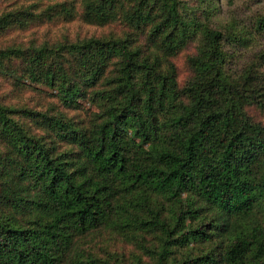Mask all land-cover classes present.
I'll use <instances>...</instances> for the list:
<instances>
[{
    "label": "trees",
    "instance_id": "trees-1",
    "mask_svg": "<svg viewBox=\"0 0 264 264\" xmlns=\"http://www.w3.org/2000/svg\"><path fill=\"white\" fill-rule=\"evenodd\" d=\"M28 1L0 0V41L55 20L124 32L0 45V79L36 95L0 103V264H121L118 245L124 264H264V10L238 37L185 16L193 0Z\"/></svg>",
    "mask_w": 264,
    "mask_h": 264
},
{
    "label": "rangeland",
    "instance_id": "rangeland-1",
    "mask_svg": "<svg viewBox=\"0 0 264 264\" xmlns=\"http://www.w3.org/2000/svg\"><path fill=\"white\" fill-rule=\"evenodd\" d=\"M181 1L185 3L190 0ZM51 2H53V0H47V4H52ZM28 3H32L31 0L27 2V5ZM213 4L215 9H207V15L197 10L203 7L202 0H193L190 3H186V7L183 8H186L187 11L185 12L182 9V12L185 16L195 13V20L199 23L204 22L205 16H207L211 20L212 26L216 29L228 31L238 37H242L246 33L244 25H247L250 19L264 10V0H214ZM197 19H199V21ZM235 21L237 23L233 25ZM123 32L124 30L121 27L119 28L117 25L102 28L95 25H88L78 20L73 22H64L61 20H55L50 23L34 22L24 29L15 28L14 31H11L7 36L3 37V40L0 41V45L5 43L7 46L22 48L33 44H37V46L44 44L55 45L57 43H64L65 41H79L88 36L100 37L111 33L121 35ZM197 45L198 38L190 41L187 49L181 53L179 58L176 60L177 67L182 78L187 75L184 60L187 55L194 54ZM240 49L243 51L238 57H236L239 60L238 66L247 64V62L252 59L253 53L257 51L255 50V45H252L251 48L247 50H244V48ZM35 97V93L30 91H20L17 89L14 90V87L10 82L0 79L1 104L19 107V105L30 104L36 101ZM84 106L87 107L88 104L84 103ZM248 111L250 114L255 112L252 110V107H250ZM156 243L157 241L155 239L148 238L144 246L140 249V253H145L149 247H153ZM103 245L104 244L101 243V246L97 247L96 250H102ZM118 248V259L121 264H124L125 261H123L122 253L126 254L125 259L127 260V256L131 257V248L127 246L124 247L122 245H118ZM136 255H139L137 248L133 253L134 264H137Z\"/></svg>",
    "mask_w": 264,
    "mask_h": 264
}]
</instances>
